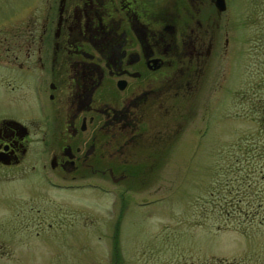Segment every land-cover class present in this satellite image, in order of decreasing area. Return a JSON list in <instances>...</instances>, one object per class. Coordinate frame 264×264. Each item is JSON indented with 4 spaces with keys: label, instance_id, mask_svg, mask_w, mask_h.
Instances as JSON below:
<instances>
[{
    "label": "flooded vegetation",
    "instance_id": "af4514ba",
    "mask_svg": "<svg viewBox=\"0 0 264 264\" xmlns=\"http://www.w3.org/2000/svg\"><path fill=\"white\" fill-rule=\"evenodd\" d=\"M215 1L31 0L12 18L0 35L1 85L14 104L0 115V264H72L68 245L96 231L50 206V187L145 186L225 54L226 8ZM31 181L39 187L18 188ZM118 225L100 223L106 264L119 261Z\"/></svg>",
    "mask_w": 264,
    "mask_h": 264
},
{
    "label": "rangeland",
    "instance_id": "374dc122",
    "mask_svg": "<svg viewBox=\"0 0 264 264\" xmlns=\"http://www.w3.org/2000/svg\"><path fill=\"white\" fill-rule=\"evenodd\" d=\"M225 1V54L217 53L194 100L187 103L188 122L161 152L163 159L150 173L142 166L148 175L145 186L131 191L108 186L107 193L49 188L50 206L64 205L68 222L96 226L68 245L72 264L108 263L111 238L100 223H119L114 246L118 264H264V158H259L264 139V0ZM30 3L0 0V35L8 34L12 18ZM7 74L0 71V88L7 96L0 91V115L14 112L12 92L5 80L1 85ZM235 157L229 179L239 176L232 190L245 195L242 207L252 200L257 213L252 221L232 217L235 205L218 206L210 198L213 191L228 194L227 166ZM133 171L140 173L139 166H131ZM35 184L18 188L35 190Z\"/></svg>",
    "mask_w": 264,
    "mask_h": 264
},
{
    "label": "trees",
    "instance_id": "16d2710c",
    "mask_svg": "<svg viewBox=\"0 0 264 264\" xmlns=\"http://www.w3.org/2000/svg\"><path fill=\"white\" fill-rule=\"evenodd\" d=\"M263 136H264V132H263ZM262 136V137H263ZM260 144V148H261V153H260V156L259 158H264V139L262 141L259 142ZM233 147V146H232ZM237 150V149H236ZM233 153H235L234 151L229 154L230 156H233ZM238 162V159L237 157L234 158L233 160V163L229 166H227L228 168V171H227V174H228V194L227 195H222L221 192H211L210 193V198L212 199V204H215V205H218L220 206L223 202L227 205H235V212L232 214V217H239L241 218L243 221H252L254 218H255V215L257 213L253 212L252 211V207H254V204L252 202V200H249L247 199L246 200V203L244 205V207H242L241 205L243 204V201H245V195H240L238 196V192L236 193V190H232L234 189V187L236 186L235 184H238V180H239V176L235 177L234 176V179L235 181L233 180H230L229 179V176L231 174V170H232V167L235 166V164H237ZM243 177H240V179H242ZM264 178V177H262ZM235 193V194H234ZM234 194V195H233ZM227 196H229V202L227 201ZM261 205V203L259 204V206ZM227 214H230L229 212H226ZM243 217V218H242ZM264 219V218H263ZM260 224L263 223V221H259Z\"/></svg>",
    "mask_w": 264,
    "mask_h": 264
},
{
    "label": "water",
    "instance_id": "95a60500",
    "mask_svg": "<svg viewBox=\"0 0 264 264\" xmlns=\"http://www.w3.org/2000/svg\"><path fill=\"white\" fill-rule=\"evenodd\" d=\"M215 6L219 11H222L225 9V1L224 0H216L215 1Z\"/></svg>",
    "mask_w": 264,
    "mask_h": 264
}]
</instances>
